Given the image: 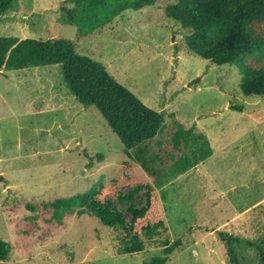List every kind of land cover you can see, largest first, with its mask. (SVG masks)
Here are the masks:
<instances>
[{
	"label": "rangeland",
	"instance_id": "obj_1",
	"mask_svg": "<svg viewBox=\"0 0 264 264\" xmlns=\"http://www.w3.org/2000/svg\"><path fill=\"white\" fill-rule=\"evenodd\" d=\"M172 2L127 10L89 34L69 22L60 0H19L0 17V37L70 39L166 124L193 127L188 161L199 162L158 191L166 230L141 253L122 254L127 232L94 217L48 222L50 211L29 206L116 190L114 207L129 224L152 179L124 154L101 112L70 92L60 66L1 71L0 240L11 254L0 264H145L178 239L166 264H230L219 232L241 240V264H261L246 242L264 245V97L244 96L235 66L188 52V31L165 13Z\"/></svg>",
	"mask_w": 264,
	"mask_h": 264
},
{
	"label": "trees",
	"instance_id": "obj_2",
	"mask_svg": "<svg viewBox=\"0 0 264 264\" xmlns=\"http://www.w3.org/2000/svg\"><path fill=\"white\" fill-rule=\"evenodd\" d=\"M19 0H0V17ZM160 0H60V8L83 34L93 33L113 22L126 10H141ZM74 4L70 9L68 4ZM166 16L187 30L188 52L217 66H235L241 75V92L246 97H264V0H174ZM60 66L66 86L83 106H95L117 135L124 154L136 161L152 179L147 203L133 211L126 223L114 201L121 195L113 190L98 197L91 190L67 198L29 206L31 211H50L46 221L59 222L66 216H90L110 228L121 227L130 236L122 254L141 253L145 240L166 230L165 214L158 191L199 164L188 161L193 127L175 119L166 124L165 115L147 107L132 91L119 83L100 61L79 54L70 39H21L0 37V72L29 67ZM236 110L241 111L240 107ZM103 155L96 159L102 161ZM207 157L203 158V161ZM34 221V220H30ZM230 264H241L237 237L219 232ZM165 257L145 264H166L181 245L165 242ZM255 248L264 264V245ZM11 249L0 240V262L9 260Z\"/></svg>",
	"mask_w": 264,
	"mask_h": 264
},
{
	"label": "crops",
	"instance_id": "obj_3",
	"mask_svg": "<svg viewBox=\"0 0 264 264\" xmlns=\"http://www.w3.org/2000/svg\"><path fill=\"white\" fill-rule=\"evenodd\" d=\"M130 10H132V9H130ZM126 11H127V10H126ZM138 11H139V10H138ZM122 14H123V13H122ZM122 14H121V15H122ZM121 15H120V16H121ZM120 16H119V17H120ZM117 18H118V17H117ZM117 18H116V19H117ZM116 19H115V20H116ZM211 156H212V155H211ZM211 156H210V157H211ZM210 157H209V158H210ZM207 159H208V158H207ZM207 159H206V160H207ZM204 161H205V160H204ZM200 163H201V162H200ZM196 167H197V166H196ZM185 174H187V173H185ZM185 174H183V175H185ZM180 176H182V175H180ZM180 176H179V177H180ZM179 177H178V178H179Z\"/></svg>",
	"mask_w": 264,
	"mask_h": 264
}]
</instances>
